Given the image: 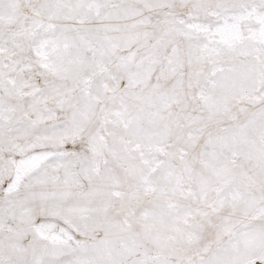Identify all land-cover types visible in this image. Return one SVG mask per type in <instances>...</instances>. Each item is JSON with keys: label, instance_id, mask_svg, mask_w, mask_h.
<instances>
[{"label": "snow or ice", "instance_id": "snow-or-ice-1", "mask_svg": "<svg viewBox=\"0 0 264 264\" xmlns=\"http://www.w3.org/2000/svg\"><path fill=\"white\" fill-rule=\"evenodd\" d=\"M0 264H264V0H0Z\"/></svg>", "mask_w": 264, "mask_h": 264}]
</instances>
